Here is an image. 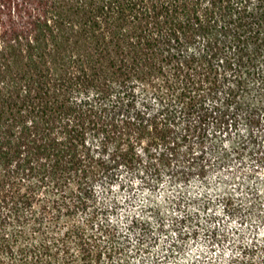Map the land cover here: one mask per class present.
Wrapping results in <instances>:
<instances>
[{"label": "trees", "instance_id": "obj_1", "mask_svg": "<svg viewBox=\"0 0 264 264\" xmlns=\"http://www.w3.org/2000/svg\"><path fill=\"white\" fill-rule=\"evenodd\" d=\"M0 264H264V0H0Z\"/></svg>", "mask_w": 264, "mask_h": 264}]
</instances>
